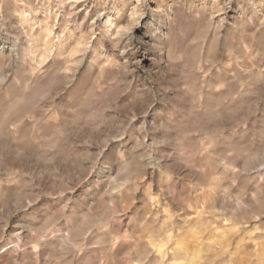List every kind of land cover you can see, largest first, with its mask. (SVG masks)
<instances>
[{
    "label": "rangeland",
    "instance_id": "1",
    "mask_svg": "<svg viewBox=\"0 0 264 264\" xmlns=\"http://www.w3.org/2000/svg\"><path fill=\"white\" fill-rule=\"evenodd\" d=\"M0 264H264V0H0Z\"/></svg>",
    "mask_w": 264,
    "mask_h": 264
}]
</instances>
